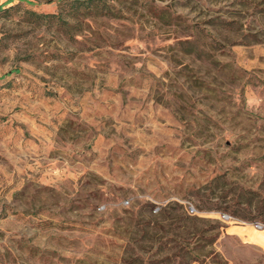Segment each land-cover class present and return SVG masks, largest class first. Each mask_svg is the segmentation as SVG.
Here are the masks:
<instances>
[{
  "label": "rangeland",
  "instance_id": "1",
  "mask_svg": "<svg viewBox=\"0 0 264 264\" xmlns=\"http://www.w3.org/2000/svg\"><path fill=\"white\" fill-rule=\"evenodd\" d=\"M72 1L0 0V264H264V0Z\"/></svg>",
  "mask_w": 264,
  "mask_h": 264
},
{
  "label": "trees",
  "instance_id": "2",
  "mask_svg": "<svg viewBox=\"0 0 264 264\" xmlns=\"http://www.w3.org/2000/svg\"><path fill=\"white\" fill-rule=\"evenodd\" d=\"M92 1H94V0H92ZM90 2H91V0H90ZM71 7H72V12H73V15L74 16L77 15V14H79V11L80 10H95L96 13L99 12V13H104L106 15L109 13L108 9H107V11L106 10L103 11V9H104V6L103 5L101 7L99 5V3H97V2L95 4H92V5L91 4H88V0H73L71 2ZM32 15L37 20H39V21H41V20H43L45 18H50V19L51 18H54V15L48 16V15L36 14L34 12L32 13ZM201 31H203V29H198L199 34H200ZM211 41H212L211 46H213L214 49H216L217 46H218V44L216 43L215 39H211ZM194 50H197V49L196 48L195 49L193 48L192 49V52ZM223 210L224 211H228L227 207L223 208ZM242 217L244 219H253L254 218V217L252 218L251 216H242ZM220 226L221 225L218 224V227H220ZM178 254H179L178 256L181 259H185L187 261V262H185V264H190L191 262L198 260V255H195L193 253V251H188V250L183 249V251L179 252Z\"/></svg>",
  "mask_w": 264,
  "mask_h": 264
},
{
  "label": "built area",
  "instance_id": "3",
  "mask_svg": "<svg viewBox=\"0 0 264 264\" xmlns=\"http://www.w3.org/2000/svg\"><path fill=\"white\" fill-rule=\"evenodd\" d=\"M256 227H257L258 229H262V227H261L260 225H256Z\"/></svg>",
  "mask_w": 264,
  "mask_h": 264
}]
</instances>
